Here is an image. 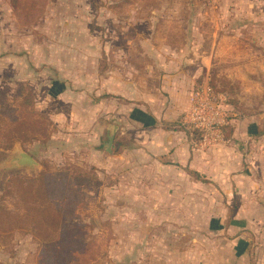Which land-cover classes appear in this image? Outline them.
Masks as SVG:
<instances>
[{"label":"rangeland","instance_id":"rangeland-1","mask_svg":"<svg viewBox=\"0 0 264 264\" xmlns=\"http://www.w3.org/2000/svg\"><path fill=\"white\" fill-rule=\"evenodd\" d=\"M22 1L16 10L0 0V95L11 106L31 90L37 111L63 112L75 121L96 109L101 122L121 128L113 158L122 164L104 168L76 158L85 146L60 138L76 134L79 127L71 123L65 124L71 132L57 138L0 147V215L6 212L12 226L0 230V264H244L239 255L246 249L264 264V0ZM28 7L30 14L23 11ZM185 24L204 30L206 48L218 31V64L209 81L228 97L224 146L243 162L232 181L220 183L224 188L197 183L196 196L171 208L148 191L145 170H134V48L144 44L146 31L155 32L156 46H181ZM62 89L65 96L54 99ZM15 148L30 152L38 166L14 165ZM68 170L94 179L77 187L78 209L64 220L77 225L44 239L34 230L44 216L16 218L31 201L19 203L7 191L19 178L28 185L41 173L50 180ZM179 207L184 212H171Z\"/></svg>","mask_w":264,"mask_h":264},{"label":"crops","instance_id":"crops-1","mask_svg":"<svg viewBox=\"0 0 264 264\" xmlns=\"http://www.w3.org/2000/svg\"><path fill=\"white\" fill-rule=\"evenodd\" d=\"M179 18H184V22L187 20L186 17ZM181 27L184 37L181 46L162 43L156 46V38H153L155 32L146 31V35L142 36L147 37L142 41L144 44L134 48V170H145L143 176H147L148 191L154 198L161 199L162 204L172 206L171 208L177 207L175 204H179L183 197L192 194L196 196L197 183L199 188H202L203 183L212 184L219 190L217 184L232 181L233 172L237 171V166L243 162L236 149L224 146L225 141L211 148L201 149L198 145L199 137L195 136L197 133L182 124L183 116L190 106L193 89L202 83H209L213 87L210 81L212 71L218 64L219 48L217 30L212 32V36L209 35L210 46L206 48L201 44L203 35L206 36L202 28L196 24H185ZM228 76L231 80L232 73ZM219 92L224 94L228 101L227 95ZM65 94L66 90L62 89L54 99L62 98ZM71 103V106L77 105L76 102ZM227 109L230 113L229 105ZM39 112L47 115L58 130L54 133L52 131L49 140L57 138L60 132H71L65 129L66 123L79 127L72 131L76 133L74 137H60L68 145L71 140L74 146H85L84 155L81 149L77 148L80 154H77L76 158H82V161L97 167L107 168L113 161L120 165V157H113L120 153L115 147V142L117 132L121 128L116 123L101 122L96 116V109L90 107L88 117L85 120L78 117L76 121L69 119L72 116L64 118L63 112H49L47 109H41ZM115 112L114 110L113 113ZM120 112L116 114H121ZM109 113L110 111L106 110L104 116H100L106 119ZM84 125L88 129L82 131L81 127ZM110 125L118 128L109 152L105 143L108 141L107 135L111 132ZM102 135L106 136V141L101 142ZM119 143L121 145V142ZM126 166L125 164L124 168ZM140 174L141 172L134 173V177L138 179ZM191 183L194 188H191ZM220 186L224 188L222 184ZM231 193L233 196L234 192ZM171 212L184 211L179 207ZM239 257L244 259V264H258L251 249L250 252L248 249L244 250Z\"/></svg>","mask_w":264,"mask_h":264},{"label":"trees","instance_id":"trees-1","mask_svg":"<svg viewBox=\"0 0 264 264\" xmlns=\"http://www.w3.org/2000/svg\"><path fill=\"white\" fill-rule=\"evenodd\" d=\"M10 2L16 10H22L24 6L22 0H10ZM30 9L31 7H28L23 11L29 13ZM5 100L6 98L0 95V147L10 149L17 141H45L50 138L54 125L47 115L35 108V98L31 90L14 97L11 106H8ZM46 177L48 176L45 173H41L38 177L29 180L28 185H24V181L19 178L14 189L7 191L15 194L19 203L25 199L31 201L25 208V214L17 215L16 218L24 219L27 214L32 216L33 213L44 216L45 220L40 219V221H45V224L37 225L35 229L31 228L32 231L33 229L42 231V234L38 232V236H43L44 239L52 232H60L67 226L77 225L64 220L78 209V201L81 198L77 187L88 185L94 179L88 173L69 172V170L60 173V176L54 179L48 180ZM32 182H36V186L32 185ZM40 200H44L42 206L38 204ZM6 215H8L6 212L0 215V230L12 229ZM18 225L19 223H16L15 227Z\"/></svg>","mask_w":264,"mask_h":264},{"label":"built area","instance_id":"built-area-1","mask_svg":"<svg viewBox=\"0 0 264 264\" xmlns=\"http://www.w3.org/2000/svg\"><path fill=\"white\" fill-rule=\"evenodd\" d=\"M228 117L226 96L209 83H202L191 93L190 106L182 124L197 133L201 149H208L225 141Z\"/></svg>","mask_w":264,"mask_h":264},{"label":"water","instance_id":"water-1","mask_svg":"<svg viewBox=\"0 0 264 264\" xmlns=\"http://www.w3.org/2000/svg\"><path fill=\"white\" fill-rule=\"evenodd\" d=\"M110 126H111V132L107 135L108 141L105 143V148L109 152L111 151L113 140H114V135L118 128L115 125H110ZM14 152L17 153V156L14 159V165H16L17 167L34 168L38 166V161L30 153L24 150H20L19 148H15Z\"/></svg>","mask_w":264,"mask_h":264}]
</instances>
